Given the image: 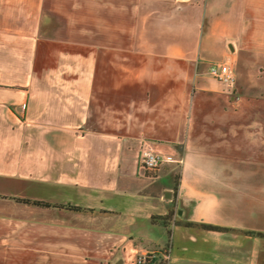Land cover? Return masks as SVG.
Wrapping results in <instances>:
<instances>
[{"label":"crops","instance_id":"crops-1","mask_svg":"<svg viewBox=\"0 0 264 264\" xmlns=\"http://www.w3.org/2000/svg\"><path fill=\"white\" fill-rule=\"evenodd\" d=\"M253 234L264 0H0V264H264Z\"/></svg>","mask_w":264,"mask_h":264},{"label":"built area","instance_id":"built-area-1","mask_svg":"<svg viewBox=\"0 0 264 264\" xmlns=\"http://www.w3.org/2000/svg\"><path fill=\"white\" fill-rule=\"evenodd\" d=\"M209 74L214 79L221 82H226V83L234 82V79L232 78L230 73L229 66L224 64L210 65ZM164 162L165 160L162 158V156L159 155L157 152H155L148 142L143 144L139 159L141 171H143L145 174L149 173L151 175H155L159 172ZM175 216L173 218L174 219L173 221H175ZM171 260H172V244L170 242L164 248L156 247L140 254L137 257L136 264H170Z\"/></svg>","mask_w":264,"mask_h":264},{"label":"trees","instance_id":"trees-1","mask_svg":"<svg viewBox=\"0 0 264 264\" xmlns=\"http://www.w3.org/2000/svg\"><path fill=\"white\" fill-rule=\"evenodd\" d=\"M179 185H180V177L177 178V183H176V187H175V193L178 192ZM22 202L27 203V204H30V205H34V206H37V207H43V208L51 207L50 204L44 203V202H31L29 200H23ZM61 208H62V206H61ZM69 209L79 210V208H75V207H69ZM175 214H176V212L174 210H172L169 213V215L167 216V218L164 219V225L165 226L171 225V223L173 222V218H174ZM202 227L204 229L211 230V231H224L225 230L223 228L214 227V226H202ZM253 235H256L258 237L264 238V235L263 234H253ZM149 263H151V262H149Z\"/></svg>","mask_w":264,"mask_h":264},{"label":"rangeland","instance_id":"rangeland-1","mask_svg":"<svg viewBox=\"0 0 264 264\" xmlns=\"http://www.w3.org/2000/svg\"><path fill=\"white\" fill-rule=\"evenodd\" d=\"M216 63H219V62H216Z\"/></svg>","mask_w":264,"mask_h":264}]
</instances>
